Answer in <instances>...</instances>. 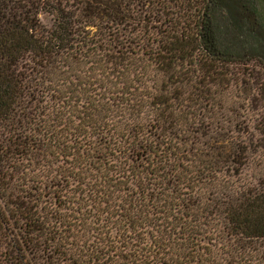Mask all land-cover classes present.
Listing matches in <instances>:
<instances>
[{"label": "trees", "instance_id": "trees-1", "mask_svg": "<svg viewBox=\"0 0 264 264\" xmlns=\"http://www.w3.org/2000/svg\"><path fill=\"white\" fill-rule=\"evenodd\" d=\"M254 65L264 0H0V264H264Z\"/></svg>", "mask_w": 264, "mask_h": 264}, {"label": "rangeland", "instance_id": "rangeland-1", "mask_svg": "<svg viewBox=\"0 0 264 264\" xmlns=\"http://www.w3.org/2000/svg\"><path fill=\"white\" fill-rule=\"evenodd\" d=\"M242 72L243 74L246 75V77L244 78L248 80L249 82L252 83V80L254 79L259 86L262 84V86L260 87L259 86L254 87V89L251 91L252 94L250 92L248 93L249 97H252V95H254L255 100L251 104H249L247 101L246 104L243 105V110H247V114L249 117H251L255 113H260L262 116H264V68H261V66H257V65L246 66L243 70L241 68V73ZM249 72L251 74V77H253V79L248 78L247 75L249 74ZM243 95L245 94L243 93ZM257 136L259 138L261 137L262 139H264V135H261V136L257 135ZM260 157L262 158V160L261 162H259V164L264 169V153L263 152H261ZM256 158L252 160L250 163L252 168L256 167V160H257ZM48 193H49V197H52L53 189L48 190Z\"/></svg>", "mask_w": 264, "mask_h": 264}]
</instances>
